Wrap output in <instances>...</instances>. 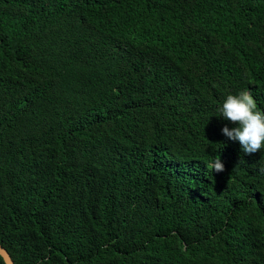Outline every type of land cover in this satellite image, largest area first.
I'll use <instances>...</instances> for the list:
<instances>
[{"label":"trees","instance_id":"obj_1","mask_svg":"<svg viewBox=\"0 0 264 264\" xmlns=\"http://www.w3.org/2000/svg\"><path fill=\"white\" fill-rule=\"evenodd\" d=\"M243 89L264 110V0H0V245L264 264V150L221 132Z\"/></svg>","mask_w":264,"mask_h":264},{"label":"clouds","instance_id":"obj_2","mask_svg":"<svg viewBox=\"0 0 264 264\" xmlns=\"http://www.w3.org/2000/svg\"><path fill=\"white\" fill-rule=\"evenodd\" d=\"M220 117L235 127L225 125L221 132L232 141H238L246 154L264 150V110L258 109L250 89L240 90L237 94H228L219 108ZM217 173L225 170L220 159L213 162ZM0 260L3 264H12L8 252L0 248Z\"/></svg>","mask_w":264,"mask_h":264},{"label":"water","instance_id":"obj_3","mask_svg":"<svg viewBox=\"0 0 264 264\" xmlns=\"http://www.w3.org/2000/svg\"><path fill=\"white\" fill-rule=\"evenodd\" d=\"M0 248H3V247L0 245ZM3 249H4V248H3ZM8 254H9V253H8ZM11 260H12V259H11ZM12 264H14L13 261H12Z\"/></svg>","mask_w":264,"mask_h":264}]
</instances>
